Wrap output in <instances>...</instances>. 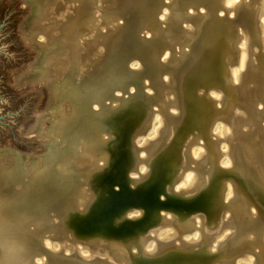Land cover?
Returning a JSON list of instances; mask_svg holds the SVG:
<instances>
[{"label": "bare ground", "instance_id": "6f19581e", "mask_svg": "<svg viewBox=\"0 0 264 264\" xmlns=\"http://www.w3.org/2000/svg\"><path fill=\"white\" fill-rule=\"evenodd\" d=\"M71 1L39 8L61 18L42 29L55 53L76 62L102 27L100 44L119 53L89 66L77 109L60 91L72 112L58 107L49 132L62 143L39 175L5 170L8 198L54 207L66 193L76 208L31 237L0 230V264H264V0ZM87 4L83 42L60 43ZM79 166L87 178L72 175ZM88 216L116 224L115 242L92 235Z\"/></svg>", "mask_w": 264, "mask_h": 264}, {"label": "rangeland", "instance_id": "374dc122", "mask_svg": "<svg viewBox=\"0 0 264 264\" xmlns=\"http://www.w3.org/2000/svg\"><path fill=\"white\" fill-rule=\"evenodd\" d=\"M57 1L0 0V193L4 195L0 196V230L14 229L19 234L27 232L30 237L40 228L47 227L48 229L51 227L53 220H59L54 218L57 217V214L61 213L60 216L66 215L69 213L72 206L75 209L76 207L74 206L76 204L69 206L73 200H71L70 203L66 201L67 199L69 201V198H74V196H70L71 194L66 195L65 193V195H63L64 197L61 198L65 202H60V205L54 207L42 208L25 192H20L17 195H13L12 198H8L7 193L2 191V187L5 186L4 182L13 172H5V170L12 169L16 166L20 168L23 174L26 172L25 174L29 178L39 175L37 171H39V168L41 170L44 166L46 159H48L47 156L50 149L53 148L55 144L59 145L62 143L61 140L56 142L57 139L54 136L51 137L52 134L49 132L52 126L51 124L54 123L56 117L58 118L61 115V113H59L58 116L57 111H59L60 108L64 114L68 115L72 112V107L69 106L67 102L63 101L61 105L59 104V98L62 95L60 91H62V89L64 92L67 89L74 91L76 102L73 103V107L77 109L80 102L84 99L85 90L83 89V85L86 83L87 79L92 76H90V74H93V72L94 74L95 72L98 73L104 68V61L107 60L106 57H109L111 62L119 53L117 49L119 48V44L117 42L118 45L115 42L112 44L110 43V53L104 49L103 44H100V33L106 32V28L104 27H102V29L100 28L101 30H94L90 33L91 36L89 35V39L92 38V35L96 36L95 38L97 39H93L92 42L96 45L89 46L90 48H87L88 51L85 53L83 52L85 48L82 51L78 49L79 52H77L75 57L76 62L70 58L67 49H62L55 53V49L50 43L52 37H47V34L43 33L42 29L49 23L60 20L61 18L56 16L57 19L54 20L50 18L51 15H45L41 18L39 8H46L48 3V7H51L54 5L51 3H58ZM71 2H69L68 5L71 4L72 6L70 7H73L74 0ZM87 9H91L88 4L78 7L76 19L72 23L71 29L66 31V37H63L60 43H69L73 41V39L74 41L72 44L76 40L78 41V39L79 42H83V38H81L79 34L83 29H86L88 26L87 24H89L88 22H90V18L92 19L91 16H93L92 10L89 11ZM48 10H50V8L47 9V11ZM63 10H61L62 14L72 12L69 6H66V12ZM83 20H86V24L85 21L81 24ZM118 23H122V20H118ZM51 29H54L52 33L54 36L61 34V29H59V27L53 26ZM97 45L100 50L96 47ZM116 46L117 48L115 49ZM91 48L97 51H92ZM63 52L65 53L63 54ZM106 52L110 55L107 56L108 53ZM96 60L99 61L96 62ZM110 62L106 61V64ZM88 63L92 64L93 67L95 65V68H99L95 70V68H92ZM70 64L74 66L71 76L67 75ZM130 65L129 63V66ZM89 66L92 72L89 71ZM79 67H81V69H79ZM107 67L110 68V65L105 68ZM86 68H88V70L84 72ZM79 71H81L80 75ZM115 71H118L115 67L108 70L111 76H113ZM88 72L89 77H87ZM66 75L67 77L65 78ZM145 91H147V89H145ZM113 94H121V92L114 91ZM106 102L108 103L109 100ZM92 107L94 108L93 105ZM101 163L102 161H99V164ZM81 168L79 166L77 172H72L73 176H76L74 174L78 172L80 173L79 175L77 174V180L84 176L86 178L88 177L84 172L85 167ZM83 184V181L79 183V185ZM114 188L116 189L117 186ZM78 198L81 200L79 205L82 204L84 207L85 202H82V195L79 194ZM161 213L163 215L165 214L163 211H161ZM169 215L171 216L170 213L166 214L168 217ZM84 221L85 225L89 227L88 230L92 235L100 237L103 242L107 244L115 242L114 238H117L115 235V230H117L116 224L114 225L113 223V227L112 224L106 226L105 220L101 219L95 221L89 216L86 217ZM40 224H42V226ZM97 230L103 232H98ZM66 233H63V236L66 235ZM155 235L156 234L152 233V236ZM156 237H159V240L163 238L158 235H156ZM32 243H34V241L30 242V244ZM175 243H179V241L175 240ZM68 253L69 251H67V254Z\"/></svg>", "mask_w": 264, "mask_h": 264}, {"label": "clouds", "instance_id": "9594fccd", "mask_svg": "<svg viewBox=\"0 0 264 264\" xmlns=\"http://www.w3.org/2000/svg\"><path fill=\"white\" fill-rule=\"evenodd\" d=\"M248 264H251V260H249Z\"/></svg>", "mask_w": 264, "mask_h": 264}]
</instances>
